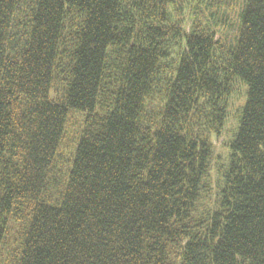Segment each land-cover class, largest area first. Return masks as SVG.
Masks as SVG:
<instances>
[{
	"label": "trees",
	"instance_id": "trees-1",
	"mask_svg": "<svg viewBox=\"0 0 264 264\" xmlns=\"http://www.w3.org/2000/svg\"><path fill=\"white\" fill-rule=\"evenodd\" d=\"M0 264H264V0H0Z\"/></svg>",
	"mask_w": 264,
	"mask_h": 264
},
{
	"label": "rangeland",
	"instance_id": "rangeland-1",
	"mask_svg": "<svg viewBox=\"0 0 264 264\" xmlns=\"http://www.w3.org/2000/svg\"><path fill=\"white\" fill-rule=\"evenodd\" d=\"M236 92L239 98H236V100L233 102V107L230 111V118L228 119L227 132H230L237 123V116H238L237 110L240 107V101H242V99L244 98V94H245V91L240 84L236 85ZM57 97L58 96L55 94V92L52 91L50 95L51 100H55ZM73 114H76V113L74 112L69 113L70 119L73 117ZM83 120H84L83 116L75 115L74 118L71 120V122L67 126L66 135H65L66 136L65 144H67L70 149H73L74 146L76 145V140H77L76 137H78L83 127ZM228 139H229V136H225V137L223 136L220 140L213 139L215 148L219 155L224 154L222 146H224V144L227 143Z\"/></svg>",
	"mask_w": 264,
	"mask_h": 264
}]
</instances>
